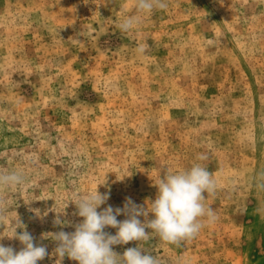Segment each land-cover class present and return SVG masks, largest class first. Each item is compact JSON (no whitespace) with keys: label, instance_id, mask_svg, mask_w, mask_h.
Instances as JSON below:
<instances>
[{"label":"rangeland","instance_id":"obj_1","mask_svg":"<svg viewBox=\"0 0 264 264\" xmlns=\"http://www.w3.org/2000/svg\"><path fill=\"white\" fill-rule=\"evenodd\" d=\"M135 3L0 0V173L24 177L0 185V243L19 251L9 237L26 230L47 248L37 264H78L52 234L82 221L79 198L97 189L109 194L98 211L126 198L150 210L160 176L199 163L216 219L179 245L146 229L114 250L264 264V0ZM129 16L138 23L122 31Z\"/></svg>","mask_w":264,"mask_h":264},{"label":"clouds","instance_id":"obj_2","mask_svg":"<svg viewBox=\"0 0 264 264\" xmlns=\"http://www.w3.org/2000/svg\"><path fill=\"white\" fill-rule=\"evenodd\" d=\"M135 7L138 12H151L154 9H164L167 4L165 0H136ZM136 23L137 18L129 16L121 21L119 27L122 31H128ZM139 51L142 52L143 48ZM22 183V174L0 173V185ZM154 186L157 194L155 200L150 202V210L135 204L131 198H126L123 208L113 209L109 205L98 211L109 199V194H101L97 189L79 198L75 205L77 215L83 219L71 233L60 231L52 234V239L57 242L56 254L61 259L67 256L78 264H159L155 257L144 253L137 246L127 248L122 254L117 253L114 246L146 239L149 234L146 229H150L166 243L179 245L198 235L206 222L216 219L214 210L204 203L205 193H213L216 184L209 171L201 164L196 163L189 169L166 173L160 176ZM149 212L154 218L142 222L139 217H146ZM122 213L127 218L120 221L117 216ZM18 224L23 225L19 220ZM107 227L117 229L116 233L113 235L104 231ZM18 228H24V225ZM9 238L19 240L23 247L16 251L13 247L0 243V264H37L48 255L46 246L34 243V237L26 230L15 232Z\"/></svg>","mask_w":264,"mask_h":264}]
</instances>
